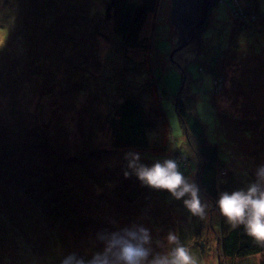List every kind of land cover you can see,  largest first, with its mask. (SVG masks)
<instances>
[{
    "label": "rangeland",
    "instance_id": "rangeland-1",
    "mask_svg": "<svg viewBox=\"0 0 264 264\" xmlns=\"http://www.w3.org/2000/svg\"><path fill=\"white\" fill-rule=\"evenodd\" d=\"M108 1L0 0V125L11 126L13 121L26 128L39 126L42 133L32 138L39 147L33 153L24 148L6 155L8 151L0 146V169L8 161L9 167H30V178L26 171L17 177L27 182L28 191L44 199L50 196L62 214L56 222L54 212L49 213L52 218L47 222L52 226L41 223L43 215L35 204L32 217L24 213L19 218L21 203L29 204L30 199L19 196L14 179L12 188L0 181V264H60L71 252L87 258L102 247L99 234L131 223L151 230L154 253L174 247L166 241L170 230L179 237L185 231L187 245L192 246L195 234L188 237L187 230H196L198 218L176 205L178 201L166 191L150 190L123 177L125 164L118 149L111 150L108 123L129 96L140 98L153 114L159 113L152 116L157 134L147 130L150 146L156 135L161 139L169 135L174 147L185 153L187 169L194 167L193 175L197 158L180 127L174 100L181 88V95L190 92L197 97L198 117L208 128V140L226 158L218 172L222 180L218 193L246 188L257 166L264 163V22L254 19L253 31L240 32L243 23L232 14L234 3H220L212 9L201 36L205 51L197 54L190 44L176 49L179 39L171 21L172 0H161V8L142 33L147 53L126 55L122 38L114 30L115 19L105 16ZM243 6L253 17L256 13L258 17V9L264 15V0H238V7ZM224 55L218 73L222 80L213 83L215 62ZM214 109L228 132L226 144V137L218 139L222 134L216 133ZM145 161L149 166L154 162L148 157ZM188 180L194 182L193 177ZM125 181L127 186L135 184L137 207L114 193L125 191ZM236 183L243 185L235 187ZM201 198L208 205V221L204 219L209 226L216 217L215 223L230 226L216 202ZM15 217L19 225L11 223ZM10 223L14 234L7 239ZM215 236L211 231L212 254L208 251L205 264H264V254L242 261L220 258ZM26 240L40 244L25 252L15 249Z\"/></svg>",
    "mask_w": 264,
    "mask_h": 264
},
{
    "label": "trees",
    "instance_id": "trees-1",
    "mask_svg": "<svg viewBox=\"0 0 264 264\" xmlns=\"http://www.w3.org/2000/svg\"><path fill=\"white\" fill-rule=\"evenodd\" d=\"M238 0H218V4H229V2H233L235 6H233L232 14L237 18L236 20H240L242 24V28L240 29V32L243 31H253L254 30V24L252 20H260L264 22V15L260 13V10L258 9V17L257 13L253 17L251 11L247 7L240 8L238 7ZM254 1V0H252ZM161 0H141L140 4L136 5L133 2H128L127 0H109L107 3V9L105 16L109 17L112 16L113 19H115V26L114 30L118 33V35L121 36L123 45H124V51L126 52V55L131 53H147V44L148 42L144 40L142 33L144 31V27L150 17L153 15L155 16L156 13L161 8L160 6ZM217 4V5H218ZM216 5V6H217ZM172 11H171V21L173 24V28L176 29L177 37L183 39H180L179 42L182 41V43L186 40L185 36L188 34V28L185 26L186 22H190L192 25V22L185 18V23H182V26H178L175 23L178 24V20L173 22V18L180 17L184 18L187 16H184L181 12H179L176 8H174L175 5H173L172 2ZM215 6V7H216ZM214 7V8H215ZM213 8V9H214ZM212 11V10H211ZM254 11V10H252ZM211 13V12H210ZM210 15V14H209ZM238 15V16H237ZM257 17V18H256ZM210 18V16H209ZM247 19V20H244ZM248 19L250 20L249 23ZM233 27H235L233 25ZM251 28V29H250ZM202 36V35H201ZM201 36H198L201 38ZM202 40V38H201ZM190 45L196 49L197 54H200V52L205 51L204 45H199L200 49L198 50L196 47H198V43L196 41L191 42ZM198 47V48H199ZM236 48V46H235ZM225 57L222 56L220 59H218L215 62V78L213 80L214 82H218V73H219V66L220 62H222V59ZM130 60V59H129ZM221 78V77H220ZM152 85V84H150ZM184 85V84H183ZM183 87V86H182ZM157 90V87H156ZM158 91V90H157ZM179 93H182V89L178 92L177 96L174 100V107L175 112L177 115V118L180 119V127L184 131L183 134L186 137V141L191 146V150L195 153L197 158L198 165L196 166V172L194 173V167L190 170L186 167V160H185V153L179 152L174 147L175 145L172 144V139L168 135L167 137L161 139V136L156 135V140L154 141L155 144L150 146V140H149V133L147 130L151 129L155 134H157L156 130V123L155 119L152 118L155 114H153L152 110H148L143 106V104L140 102V98L138 97H127L118 108H116L115 116L111 117V120L108 123V130L111 138L110 146H112L111 150L118 149V153L121 155V162L126 165V161L124 159V156L127 152H136L139 153L141 156V162L146 163L147 157L150 161H155L157 159H164V158H171L175 159L182 170L183 174L189 179V177H193L194 182L200 187V190L202 192V197H208V199L212 202H216L217 198L219 197L218 193V186L222 182L221 178L219 177V171L223 169V165L226 164V158L224 155L221 154L220 151H218V147L216 143L211 144L208 140L209 138V132L208 128H206V124L203 123L200 117H198L197 113V97L195 95L189 94L188 95H179ZM161 114L163 119H165L163 108L160 106ZM157 114L155 116H158L159 113L156 111ZM154 112V113H156ZM214 109V117H215V124H216V130L217 134H222V138H218L220 140H223L225 138L227 139V130L222 128L219 122L220 116H217L215 114ZM161 117V118H162ZM153 119V120H152ZM229 120V119H228ZM241 120V119H240ZM166 126L168 127L167 120L165 119ZM11 121V126H5L1 127L0 125V135L3 137L1 139L0 137V146L6 149L8 152H5L6 155L10 153V151H13L14 149L21 151L22 149H26V151L33 153L34 149H38L36 145H34V139L35 137H42V133L38 132V127L30 128L31 126L22 125L21 123H16V125ZM45 125H48L47 123H44ZM28 129V130H27ZM37 129V130H36ZM3 130L7 131V134H1ZM46 130V129H45ZM235 130V131H234ZM231 130L232 134H236V129ZM27 133H24V132ZM23 134L26 136H23ZM21 137V139H19ZM24 137V138H23ZM245 137H250V135H246ZM47 139V138H46ZM44 139V140H46ZM24 140V141H22ZM53 140V139H52ZM10 141V142H8ZM162 141L164 143H168L167 145L164 144L160 146V142ZM163 144V143H162ZM6 147V148H5ZM12 147V148H10ZM158 150V151H157ZM151 151V152H149ZM162 151V152H161ZM171 152V153H170ZM101 153V152H100ZM100 153H98L100 155ZM104 161V160H103ZM149 162V161H148ZM19 164V163H17ZM20 165V164H19ZM192 166V165H190ZM29 167V166H28ZM195 167V168H196ZM20 167H16L15 164H11L9 167V161L8 165L6 164L5 168L0 169V176H4L0 181H3L4 185L8 184L13 186V184L18 188V194L27 199H30L31 203L25 204L21 203V211L18 213L19 218L24 214L27 213L26 216H31V210L35 204L40 207L41 213L43 217L41 218L42 222H47L48 218L50 217L49 213L54 212L56 215V222H58L59 217L62 216L59 212L58 206H55L54 203H52L50 196H48L46 199L39 196L37 193L31 192L27 190V187L29 185L27 182L20 180L17 176H20L22 173L21 171L25 172L26 175L29 177L28 172L31 169L30 167L25 170L19 169ZM225 169V168H224ZM126 170V169H125ZM123 177L124 172L122 173ZM30 178V177H29ZM235 177H233L234 179ZM15 180L12 184V180ZM127 180H134L138 181V179L132 175L126 178ZM127 181L123 182L122 187H126L125 191H120L119 189H116L114 191L115 194L119 196V198L122 200V202H130L131 204H134L135 207H137V194H136V188L135 184L131 183V185H126ZM22 184H24L22 186ZM243 185L242 183H239ZM238 183L235 184V187L239 186ZM1 187V186H0ZM145 187V186H144ZM3 188V187H2ZM147 188V187H146ZM5 189V188H3ZM149 189V188H147ZM152 190V189H150ZM20 196V197H21ZM170 197V195L168 194ZM5 197V196H4ZM6 199L8 197H5ZM202 201H205L204 198H201ZM33 203V204H32ZM176 205H180V207L188 212L186 208H184L181 201H178ZM147 213V212H146ZM76 216L78 215L77 212L74 213ZM220 214V213H219ZM217 214L216 216H218ZM207 214L204 217L207 219ZM78 217V216H77ZM196 217V216H195ZM16 219H13L11 223L19 225L16 223L18 217H15ZM28 218V217H27ZM52 218V217H50ZM198 219V226L195 230L194 228L188 229L189 236L195 234V239L193 240L192 246L187 245V240L185 236V231L183 235L180 237L181 243H183L190 251L193 258L196 260V264H205V259L208 257L207 253L209 251L211 242L209 239L210 232L213 231L215 236V242L217 244L216 251L220 253L219 257L223 258L226 261H232V260H246L249 258H252L256 255L264 254V247L259 246L251 237H249L244 229L243 226L237 227L235 229L231 228V226L227 225H221V223H218L215 220L211 221V226L208 225L207 221L203 218L197 217ZM76 220V219H75ZM10 223V234L6 236L8 239L9 236H13L14 234V228L11 227ZM50 225L51 222H47ZM13 226V225H12ZM52 226V225H51ZM82 228H85V224L79 225ZM19 234V233H18ZM180 235V234H179ZM192 237H190L192 239ZM43 242V241H42ZM40 244V241H31L26 240L25 244L22 248H18L15 246L16 250H19L21 252H25L26 249L32 248L34 244ZM7 243L3 245V247H6ZM192 247V248H191ZM172 247H170L171 249ZM1 252V251H0ZM210 254H212L209 251Z\"/></svg>",
    "mask_w": 264,
    "mask_h": 264
},
{
    "label": "clouds",
    "instance_id": "clouds-1",
    "mask_svg": "<svg viewBox=\"0 0 264 264\" xmlns=\"http://www.w3.org/2000/svg\"><path fill=\"white\" fill-rule=\"evenodd\" d=\"M124 159L125 178L134 175L142 186L166 191L172 199L181 201L192 216H206L208 205L201 199L200 187L185 177L175 159H157L149 166L141 162L139 153L131 151ZM216 207L231 228L243 226L245 233L264 247V163L257 166L254 180L246 188L220 192ZM97 240L102 247L92 251L90 257L71 252L63 256L60 264H196L179 235L171 230L166 241L174 247L166 253H154L151 230L136 223L105 231Z\"/></svg>",
    "mask_w": 264,
    "mask_h": 264
},
{
    "label": "water",
    "instance_id": "water-1",
    "mask_svg": "<svg viewBox=\"0 0 264 264\" xmlns=\"http://www.w3.org/2000/svg\"><path fill=\"white\" fill-rule=\"evenodd\" d=\"M174 8H176L179 12H181L184 18L179 19V17H174L173 22L175 23L178 20V26H182V23H185V18H188L191 22H186V27L189 29L187 36H185V41L182 43L183 39L178 38L179 41L182 39L181 42L178 41L176 45V49H182L187 47L191 42H198V36H201L204 30L207 28V23L209 19V14L211 10L218 4V0H172ZM175 49V50H176Z\"/></svg>",
    "mask_w": 264,
    "mask_h": 264
},
{
    "label": "bare ground",
    "instance_id": "bare-ground-1",
    "mask_svg": "<svg viewBox=\"0 0 264 264\" xmlns=\"http://www.w3.org/2000/svg\"><path fill=\"white\" fill-rule=\"evenodd\" d=\"M198 43V46L199 45H201L202 44V40L201 39H199V41L197 42ZM177 66V65H176ZM180 69V68H179ZM203 69H205L204 67L203 68H200V70L201 71H204ZM184 79H186V77L184 76ZM182 89V88H181ZM180 94V93H179ZM181 95V94H180ZM176 97H178L177 95H176Z\"/></svg>",
    "mask_w": 264,
    "mask_h": 264
},
{
    "label": "built area",
    "instance_id": "built-area-1",
    "mask_svg": "<svg viewBox=\"0 0 264 264\" xmlns=\"http://www.w3.org/2000/svg\"><path fill=\"white\" fill-rule=\"evenodd\" d=\"M238 2V1H237ZM249 6V5H248ZM238 16V15H237Z\"/></svg>",
    "mask_w": 264,
    "mask_h": 264
}]
</instances>
